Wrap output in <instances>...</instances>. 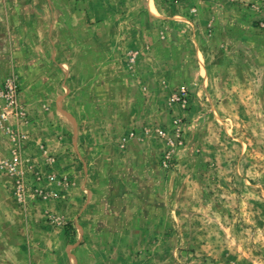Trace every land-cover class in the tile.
Masks as SVG:
<instances>
[{
    "label": "rangeland",
    "instance_id": "374dc122",
    "mask_svg": "<svg viewBox=\"0 0 264 264\" xmlns=\"http://www.w3.org/2000/svg\"><path fill=\"white\" fill-rule=\"evenodd\" d=\"M0 264H264V0H0Z\"/></svg>",
    "mask_w": 264,
    "mask_h": 264
},
{
    "label": "built area",
    "instance_id": "2783aa9c",
    "mask_svg": "<svg viewBox=\"0 0 264 264\" xmlns=\"http://www.w3.org/2000/svg\"><path fill=\"white\" fill-rule=\"evenodd\" d=\"M4 99L6 101L7 108L11 109L12 112H17L18 110V92H17V84L14 79H8L5 82V93ZM184 96V95H182ZM1 117H4V114H1ZM24 135H21V138H24ZM21 158L18 153H14L10 163H9V170L10 172H16V167L20 163ZM53 179V177H51Z\"/></svg>",
    "mask_w": 264,
    "mask_h": 264
}]
</instances>
